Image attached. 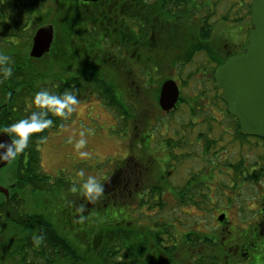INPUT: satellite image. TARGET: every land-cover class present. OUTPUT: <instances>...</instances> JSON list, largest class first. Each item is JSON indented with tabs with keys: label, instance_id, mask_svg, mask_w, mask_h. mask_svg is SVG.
Listing matches in <instances>:
<instances>
[{
	"label": "trees",
	"instance_id": "obj_1",
	"mask_svg": "<svg viewBox=\"0 0 264 264\" xmlns=\"http://www.w3.org/2000/svg\"><path fill=\"white\" fill-rule=\"evenodd\" d=\"M251 1L247 0L243 4L247 8L245 16L248 17L251 14ZM102 2L105 7L112 4L111 0ZM135 6L134 45L129 49L127 36L124 44L126 50L123 51L115 43L116 35L111 33L107 36L100 32L97 6L85 7L78 0H0V53L10 57L7 66L13 69L8 78L0 71V131L39 110L32 102L36 92L47 89L60 95L69 89L74 90L77 97L98 94L104 106L117 111L113 113L124 134L128 136L131 132L136 133L133 138L138 139L131 140L132 146L138 144L142 150L146 148L151 141L148 143L145 140L153 136L149 118L165 113L158 103L159 93L161 84L170 79L161 74L156 78L153 73L163 67L164 60L166 66L181 68L193 61L199 51H205L207 55L214 52V24L209 21L213 9L211 4L198 0H135ZM204 7L210 10L206 18L199 16ZM54 8L57 18L48 21L50 10ZM199 17L204 19L202 24L198 22ZM242 19L240 17L237 20ZM50 23L55 27L51 51L38 59L31 57L29 50L33 34L40 26ZM189 26L191 29H186ZM226 43L223 44L224 54L221 58L212 54L215 61L213 67L204 65L197 70H203L209 76L203 82L204 89L187 98L181 94L177 110L183 102L188 104L193 113L197 111L196 107L210 108L207 100L219 107L221 98L216 93L213 81L216 64L223 63L238 51ZM156 49H162L158 56L154 54ZM163 50L171 56L163 54ZM187 77L179 78L177 83L181 88L193 78V73ZM153 81H158V86L148 100L145 91L152 90ZM210 81L213 82L211 86ZM209 94L212 99L208 98ZM201 100L203 104H198ZM145 110V123L140 126L136 122V113ZM153 116L151 118L154 120ZM49 118L54 123L43 132L33 133L25 150L10 161L16 167V174L13 186L9 188V196L0 191V264L218 263L209 248H213V240L217 235L221 239L229 234L212 227L210 232L202 235L203 243L206 245L208 242L209 245L200 249L199 253V239L193 221L203 219L206 214L200 212L190 224L189 220L180 217L181 207L209 211L213 198L202 191L206 179L194 177L196 173L192 172L190 176L187 175L185 185L174 188V192L169 182L163 180L164 174L172 171H169L170 163H165L166 171L160 170L158 166L153 168L156 174L154 183L141 184L142 179L136 183L131 172L136 174L137 179L140 178L144 164L133 169V161H137L132 156H126L114 166L115 170L112 169L101 178L104 191L108 187L112 199H107L111 197L106 195L107 198L103 197L102 201L93 203L87 200L85 204L81 185L73 184L63 177L52 180L42 171L40 146L50 131L59 129L66 120V117L51 113ZM190 127L193 130V124ZM175 135L178 141L172 136L163 141L171 152L169 157L172 161L179 157L172 153V149L179 146V141L185 148L182 159L191 157L193 154L189 148L192 142L181 128L175 130ZM73 187L77 191L73 192ZM125 190L135 203L118 202L115 196ZM60 193L80 195L77 204L71 201L68 204L74 205L76 209L82 206L83 211L71 212L67 205L62 211L49 215L29 210L27 195L33 198L44 196L42 202L45 203L49 196ZM34 203L37 206V199ZM229 203H236L233 195ZM146 206L151 210L157 207L162 215L152 220L150 217L153 215L144 213ZM167 206L171 207L172 212L179 211V217L167 220L163 215ZM33 236H42L43 240L37 244Z\"/></svg>",
	"mask_w": 264,
	"mask_h": 264
},
{
	"label": "rangeland",
	"instance_id": "obj_2",
	"mask_svg": "<svg viewBox=\"0 0 264 264\" xmlns=\"http://www.w3.org/2000/svg\"><path fill=\"white\" fill-rule=\"evenodd\" d=\"M200 3L205 2L207 4H211V9L213 12L209 15V21L214 24V32L212 35V45L214 47V52L211 53L216 55L217 58H221L222 54H224L223 44H231L233 45V50L239 49V44L246 40L248 35V29L250 25V17L245 16L247 14V8L243 4L246 3L247 0H198ZM250 1V0H249ZM215 4V6L213 5ZM208 8H205L199 13L200 17H208ZM227 16V18H224ZM199 17L198 22L202 24V20ZM242 17V20H237ZM57 18L56 10L51 9L50 14L48 15V21L54 20ZM186 29H191L187 27ZM160 50L156 49L154 52L155 55L158 56ZM168 56H171L169 53L164 52ZM207 55L205 51H199L195 54L193 61L186 64L181 68H175L171 65L166 66V60L163 61V67H160L153 73V76L156 78L161 74V76L165 75L166 77L172 78L179 83V78H187L190 73H193V78L189 80L187 85H183L180 89L182 90V95L184 97H188L196 94L199 90L204 89L203 82L206 80L205 74H199L197 71L201 69L204 65L213 67L214 59L213 55ZM163 60V59H162ZM212 61V62H211ZM96 63H99V58L96 60ZM179 71V72H178ZM197 71V72H196ZM172 73V74H171ZM170 74V75H169ZM169 75V76H168ZM179 76V77H178ZM181 76V77H180ZM148 84V81L146 80ZM162 85V84H161ZM209 85H213V82L210 81ZM153 86L149 91H145L146 98L148 100L149 97L154 94V89L158 86V81H153L151 83ZM210 99H212V95H208ZM79 104L76 107V110L73 111L66 117V120L62 124L59 129L51 130L42 145L40 146L41 150V167L42 171L45 174H48L52 177V180L63 177L68 181H71L73 184L81 185L83 181L87 178L88 175H95L100 179L106 176L109 171L114 168V165L118 162L122 161V159H126L129 153L136 154L134 166H140L142 163L144 164L143 172L140 173V178L137 179L135 177L136 174H133V178L136 179V183L138 180L142 179L141 184H145L148 182L149 185L154 183L155 177V168L158 166L160 170L166 171L165 163H170L168 166L171 171L172 167H177L175 171H171L169 174H164L165 181L169 182V185L173 188H181L186 183V176L190 166H193V158L190 159H179L173 160L169 156L171 152L167 148L165 142H163L166 138H168V134L170 132L167 130L169 126H172L173 129L181 128L182 133L192 142V147H190V151H198V146L194 145V131L190 127L192 124V120L195 122L197 115L201 116L200 110L204 107H196V112L193 113L192 109L189 108L186 102L180 104L179 109L172 113H163L161 115L153 116L155 119L153 120L151 117L149 118L151 131H153L154 136H150L145 140L146 142H150L154 140L151 146L144 148L143 150L138 146V144L132 143L129 144L128 136H126L122 128H120L116 123L117 118L115 116V111L113 108H110L106 105L104 106L103 100L99 98L98 94H92L91 96H78L77 97ZM147 99L146 102H147ZM211 107H215V105L207 100ZM198 104H203L202 100ZM150 108H152L153 114V106L150 103ZM220 107H224V104L220 103ZM112 109V110H111ZM114 112V113H113ZM145 111H139L137 114L136 122L140 124V126H144L145 123L144 118ZM214 117H219L217 112L213 113ZM213 122V121H211ZM202 123V122H201ZM200 123V126L195 125V130H199L204 126ZM204 124V123H203ZM84 133V138L87 140V143L83 146V148L77 150L75 147V143L77 140L81 138L80 134ZM193 132V133H192ZM132 137L136 136V133L131 132ZM192 136V137H191ZM190 137V138H189ZM138 139V137H136ZM134 138V140H136ZM133 140V139H132ZM144 141V142H145ZM249 146V144H247ZM255 148V146H253ZM185 148L176 150V147L172 149V153L176 154L177 152L182 157ZM80 151L88 152L89 155L87 157H81L79 155ZM140 158L139 160H137ZM131 166L129 170L131 169ZM84 171V176L81 177L78 175L80 170ZM16 167L13 162H10L0 171V185L5 188H10L13 186V182L15 181ZM150 175V176H149ZM115 183V182H114ZM116 185V184H115ZM117 187V185H116ZM107 187V190L104 191L103 195L97 199L98 201H102V198H107L106 195H109L112 199V195L110 194V190ZM108 191V193H106ZM10 192V189H9ZM116 195L118 202L125 204L127 202H133L132 197L129 195L127 190L118 192ZM65 199H62V197ZM212 197V196H211ZM215 197V196H213ZM167 198L169 196L167 195ZM244 199H249L250 194H245L243 196ZM28 201V208L30 211H38L45 212L47 215L55 214L56 212H60L65 209L64 205L68 206V209L71 212L77 210L74 208V205L68 204V202H72L73 204H77L81 197L78 194L71 195L69 193H60L56 195H52L48 197V200L45 203L42 202L44 196H39L33 198L32 196H26ZM37 199V206L34 203V200ZM50 199V200H49ZM82 199L86 204L87 198L82 194ZM225 199V200H224ZM227 197H224L222 203L219 200H215L220 203V207L227 206L228 201ZM171 203V201H167ZM83 204V202H82ZM220 207H217L220 208ZM43 210V211H42ZM144 210V209H143ZM209 211H200L195 207H181L182 213L179 211L172 212L171 207L167 206L166 210L163 211V215L166 216V219L183 217V220H189V224L191 220H194L200 212L205 213L206 216L210 219L213 215V206L208 208ZM185 211L187 214H184ZM144 213L147 215H153L150 217L152 220H156L159 215H162V211L157 207L153 210L149 209L147 206L144 210ZM134 214V213H133ZM137 216V215H136ZM175 219V218H174ZM190 228V227H189ZM6 264H10L6 262Z\"/></svg>",
	"mask_w": 264,
	"mask_h": 264
},
{
	"label": "flooded vegetation",
	"instance_id": "obj_3",
	"mask_svg": "<svg viewBox=\"0 0 264 264\" xmlns=\"http://www.w3.org/2000/svg\"><path fill=\"white\" fill-rule=\"evenodd\" d=\"M78 1L85 7H99L100 32L107 36L111 33V35H116L115 43L121 46L123 51L126 50L124 44L127 36L129 49L134 45L135 0H111L112 4L107 7L104 6L103 0ZM250 27L251 24L248 32ZM244 42L239 44L241 47L236 53L242 50ZM217 66L218 64H216ZM201 71L199 74L207 76L205 71ZM214 86L220 97L222 90L217 89L216 82H214ZM218 103L219 105L220 103L224 104V107L201 109V116L197 115L195 122L192 120L195 133L194 145L198 146V151H192L193 155L186 158L194 160L187 175L190 176L194 172L196 173L194 177L206 179L202 185V191L213 198L212 218L203 216V219L193 221V228L199 239L198 252L200 253V249L209 245L208 242L206 245L203 243L202 235L210 232L212 227H217L229 234L221 239L217 235L213 240V248H209V251L217 257V264H264V139L242 134L237 119L230 115L225 102L221 99ZM176 110L177 107L166 113ZM215 111L219 116L217 118L213 116ZM200 123L204 127L195 130V125L196 127L200 126ZM210 123L212 124L209 127ZM167 130L170 132L168 136L175 137V140L178 141V136H174L175 129L169 126ZM132 139L134 140L132 135H128L129 144L132 143ZM153 141L151 140L148 146H151ZM179 142V146L176 147L178 152L183 147L182 141ZM178 152L176 154H179ZM130 156L135 160L136 154L129 153L127 157ZM179 159L182 157L179 156L177 160ZM133 162L135 163V161ZM114 168L113 170H115ZM171 169L175 171L177 167ZM174 190L176 189L173 188L172 191ZM246 193L250 194L249 199L243 198ZM232 195L236 203L220 207L223 198H231ZM230 198L227 201H230ZM215 200H219L220 203ZM215 207L220 208L215 209Z\"/></svg>",
	"mask_w": 264,
	"mask_h": 264
},
{
	"label": "water",
	"instance_id": "obj_4",
	"mask_svg": "<svg viewBox=\"0 0 264 264\" xmlns=\"http://www.w3.org/2000/svg\"><path fill=\"white\" fill-rule=\"evenodd\" d=\"M250 12L251 27L242 50L215 68L214 80L217 89L222 90L220 97L228 112L237 119L241 133L264 139V0H252ZM54 40V25L40 26L33 34L29 55L38 59L48 54ZM159 94L160 108L169 112L176 108L181 89L177 81L167 79ZM3 141L10 142L6 134L0 135V142ZM10 161L0 162V171ZM0 191L9 196L8 188L0 185Z\"/></svg>",
	"mask_w": 264,
	"mask_h": 264
},
{
	"label": "clouds",
	"instance_id": "obj_5",
	"mask_svg": "<svg viewBox=\"0 0 264 264\" xmlns=\"http://www.w3.org/2000/svg\"><path fill=\"white\" fill-rule=\"evenodd\" d=\"M10 57L0 53V71L3 72L4 77L11 76L13 69L9 64ZM32 102L39 109L33 111L30 116L16 121L15 123L6 126L0 135L6 134L9 141L0 142V162L10 161L14 159L17 154L23 152L28 146L29 139L33 133L43 132L49 128L54 122L49 118V113L57 117H67L79 104L77 96L74 90L66 89L62 94L57 95L51 93L49 90L44 89L36 92ZM81 138L76 141L75 147L77 150L83 148L87 143L84 138V133L80 134ZM81 157H87L88 152L80 151ZM78 175L83 177L84 171L81 169ZM81 190L83 195L90 202H95L104 193V185L101 183L95 175H88L87 178L81 184ZM73 192L77 191L75 187ZM77 211H83V207L77 209ZM84 219V217H80ZM33 240L38 244L43 240L42 236H33Z\"/></svg>",
	"mask_w": 264,
	"mask_h": 264
}]
</instances>
